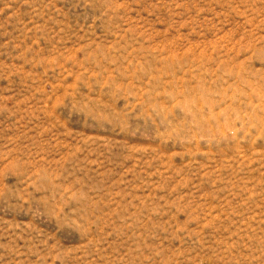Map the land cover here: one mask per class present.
<instances>
[{"label": "rangeland", "instance_id": "obj_1", "mask_svg": "<svg viewBox=\"0 0 264 264\" xmlns=\"http://www.w3.org/2000/svg\"><path fill=\"white\" fill-rule=\"evenodd\" d=\"M0 264H264V0H0Z\"/></svg>", "mask_w": 264, "mask_h": 264}]
</instances>
